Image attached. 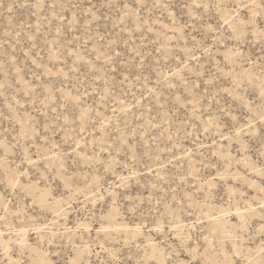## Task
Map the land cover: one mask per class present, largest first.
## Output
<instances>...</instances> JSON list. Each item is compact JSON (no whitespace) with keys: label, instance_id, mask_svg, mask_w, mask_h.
Returning a JSON list of instances; mask_svg holds the SVG:
<instances>
[{"label":"rangeland","instance_id":"obj_1","mask_svg":"<svg viewBox=\"0 0 264 264\" xmlns=\"http://www.w3.org/2000/svg\"><path fill=\"white\" fill-rule=\"evenodd\" d=\"M0 264H264V0H0Z\"/></svg>","mask_w":264,"mask_h":264}]
</instances>
